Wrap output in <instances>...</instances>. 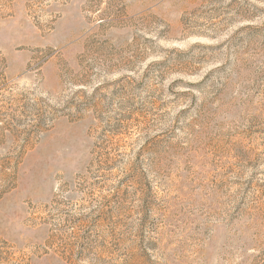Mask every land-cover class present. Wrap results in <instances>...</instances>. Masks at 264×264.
<instances>
[{"label":"rangeland","instance_id":"1","mask_svg":"<svg viewBox=\"0 0 264 264\" xmlns=\"http://www.w3.org/2000/svg\"><path fill=\"white\" fill-rule=\"evenodd\" d=\"M0 264H264V0H0Z\"/></svg>","mask_w":264,"mask_h":264}]
</instances>
